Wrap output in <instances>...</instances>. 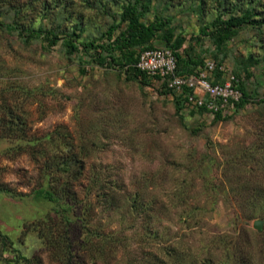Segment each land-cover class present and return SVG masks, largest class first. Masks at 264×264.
Returning a JSON list of instances; mask_svg holds the SVG:
<instances>
[{
  "label": "rangeland",
  "instance_id": "1",
  "mask_svg": "<svg viewBox=\"0 0 264 264\" xmlns=\"http://www.w3.org/2000/svg\"><path fill=\"white\" fill-rule=\"evenodd\" d=\"M128 6L159 29L133 56L219 63L246 104L216 120L125 64ZM70 145L89 216L67 226L32 195ZM0 233V264H264V0H0Z\"/></svg>",
  "mask_w": 264,
  "mask_h": 264
},
{
  "label": "trees",
  "instance_id": "2",
  "mask_svg": "<svg viewBox=\"0 0 264 264\" xmlns=\"http://www.w3.org/2000/svg\"><path fill=\"white\" fill-rule=\"evenodd\" d=\"M121 17L122 20L128 22L126 29L124 31H121L117 35V37L112 40L111 34L116 27H111L106 34L109 43L106 44L105 46L111 49L114 47L115 50L121 51L123 59H125V64L132 63V69L134 71H136L140 75L150 77L135 67L137 56L141 51L136 56H133L134 53L132 49L138 45L147 43L152 38L154 33L159 30L158 26H155L154 24L143 25L142 23H140L139 17L136 13V9L134 6L126 7ZM236 23L237 21L231 20L227 24L233 26ZM18 34H21V32H19ZM151 48L153 47L148 46L143 50L151 49ZM166 48L171 49L175 54L177 72L179 75H191L195 73L199 68H202L206 62L205 61L201 65L197 66L193 71L190 72L182 71L179 63V57L175 52L176 45L173 44L170 47H166ZM215 64H216V70L214 71L213 75L216 80H223L222 74L218 70L219 67H221V65L219 63H215ZM234 77H235L236 87L242 92V99L236 105V108L240 109L242 106L246 104V102L249 100V97L244 87L242 86V84L239 82V80L236 78L235 75ZM150 78L157 79L158 81H160L159 78L157 77H150ZM162 86L167 92L175 93L174 91L166 89L165 85L162 84ZM177 95L181 98V101L185 104V100L183 97L184 95L183 94H177ZM199 111L205 113V111L203 110H199ZM222 118L223 117H221L220 115L214 116V119L216 120ZM65 137L69 139V141H67V144H70L71 143L70 137L67 135ZM49 142H53L52 138L50 137H49ZM58 153L59 155L57 154L56 156H54L57 159V161H55L54 167H49L44 172V176L47 178L46 180L48 181L47 185L45 187H40L36 189L32 195L33 199H35L36 201L45 202L55 206L57 214L60 217H62L63 223H65L67 226H72V224H75V222H77L78 220L79 223L86 224V222L84 221L86 217L89 216L88 214L89 212L81 211L79 215L73 214V209L75 208V205L80 202L77 201L76 195L73 191V187L71 186L79 178L82 177L84 170V161L87 159V157L83 156V153L79 154V156L75 154L73 152V145H70V148L67 151H59ZM103 198L107 199V194H104ZM84 230H88V229H84ZM0 243L7 244L11 247V242L1 233H0ZM74 244H75L74 242L68 243L69 246L65 247V253L71 252L72 249L77 250L76 247H74ZM71 254H72L71 257H65L64 260L65 264H80L79 262L81 259L79 255L80 253L78 254V252H74ZM74 259L75 261H72Z\"/></svg>",
  "mask_w": 264,
  "mask_h": 264
},
{
  "label": "built area",
  "instance_id": "3",
  "mask_svg": "<svg viewBox=\"0 0 264 264\" xmlns=\"http://www.w3.org/2000/svg\"><path fill=\"white\" fill-rule=\"evenodd\" d=\"M135 67L150 77L159 78L166 89L183 94L186 106L203 110L211 117L231 116L242 99L233 73L219 67L223 80H216L213 75L216 64L210 60L191 75H179L174 52L166 47H153L138 54Z\"/></svg>",
  "mask_w": 264,
  "mask_h": 264
},
{
  "label": "water",
  "instance_id": "4",
  "mask_svg": "<svg viewBox=\"0 0 264 264\" xmlns=\"http://www.w3.org/2000/svg\"><path fill=\"white\" fill-rule=\"evenodd\" d=\"M254 229L260 230L262 225L260 223V221H255L253 224Z\"/></svg>",
  "mask_w": 264,
  "mask_h": 264
}]
</instances>
